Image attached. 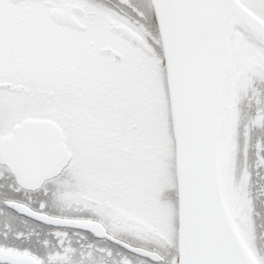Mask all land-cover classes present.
Segmentation results:
<instances>
[{"label":"snow or ice","instance_id":"obj_1","mask_svg":"<svg viewBox=\"0 0 264 264\" xmlns=\"http://www.w3.org/2000/svg\"><path fill=\"white\" fill-rule=\"evenodd\" d=\"M0 264H264V0H0Z\"/></svg>","mask_w":264,"mask_h":264}]
</instances>
